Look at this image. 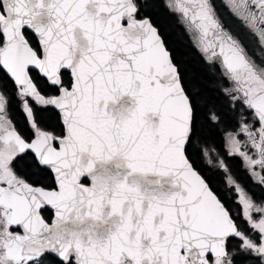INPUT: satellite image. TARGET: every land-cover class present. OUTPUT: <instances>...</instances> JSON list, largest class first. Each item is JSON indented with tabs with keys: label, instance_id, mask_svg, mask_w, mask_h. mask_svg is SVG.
<instances>
[{
	"label": "snow or ice",
	"instance_id": "6c2138e0",
	"mask_svg": "<svg viewBox=\"0 0 264 264\" xmlns=\"http://www.w3.org/2000/svg\"><path fill=\"white\" fill-rule=\"evenodd\" d=\"M0 264H264V0H0Z\"/></svg>",
	"mask_w": 264,
	"mask_h": 264
},
{
	"label": "flooded vegetation",
	"instance_id": "af4514ba",
	"mask_svg": "<svg viewBox=\"0 0 264 264\" xmlns=\"http://www.w3.org/2000/svg\"><path fill=\"white\" fill-rule=\"evenodd\" d=\"M220 12L223 14V15H226V16H230V13L227 12V9L226 8H220ZM233 20L235 18H232ZM237 24H239V22L237 21L236 22ZM179 30V29H178Z\"/></svg>",
	"mask_w": 264,
	"mask_h": 264
}]
</instances>
